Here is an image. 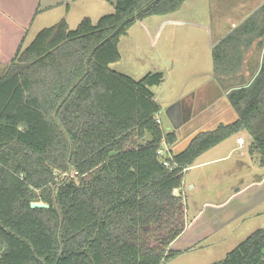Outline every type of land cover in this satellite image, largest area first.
Listing matches in <instances>:
<instances>
[{"label":"trees","instance_id":"16d2710c","mask_svg":"<svg viewBox=\"0 0 264 264\" xmlns=\"http://www.w3.org/2000/svg\"><path fill=\"white\" fill-rule=\"evenodd\" d=\"M185 1L116 0L113 13L75 30L61 20L20 45L0 72V264H162L185 229L173 194L185 169L241 131L264 165V54L253 79L227 93L237 118L195 134L174 168L156 154L163 139L178 141L155 121L151 87L163 73L135 80L110 67L136 22ZM256 39L264 51V4L213 47L215 76L239 72ZM212 264H264V228Z\"/></svg>","mask_w":264,"mask_h":264},{"label":"rangeland","instance_id":"374dc122","mask_svg":"<svg viewBox=\"0 0 264 264\" xmlns=\"http://www.w3.org/2000/svg\"><path fill=\"white\" fill-rule=\"evenodd\" d=\"M263 4L264 0H186L176 12L136 22L121 37V59L110 67L135 80L149 72L163 73L162 82L151 90L161 108L157 115L161 127L178 135L177 151L186 148L199 131L237 118L227 93L257 74L263 47L256 39L244 50L239 72L220 74L219 79L212 49ZM98 12L110 14L114 10ZM97 17L91 21L96 23L102 16ZM78 25L70 21L69 29ZM34 38L29 35L20 45L25 48ZM8 41L0 44V72L11 64L20 47L14 51ZM174 105L185 112L183 119L174 112L170 116ZM240 136L244 138L242 146L236 140ZM149 139L146 135L140 143ZM251 142L246 131L234 134L184 171L179 193L185 208V229L168 247L177 254L162 264H212L264 228V165L258 152L250 151ZM71 174L75 172L61 177Z\"/></svg>","mask_w":264,"mask_h":264},{"label":"crops","instance_id":"0c3cea01","mask_svg":"<svg viewBox=\"0 0 264 264\" xmlns=\"http://www.w3.org/2000/svg\"><path fill=\"white\" fill-rule=\"evenodd\" d=\"M115 3L116 0H0V44L8 39L13 43L14 51H17L20 42H24L29 35L35 37L42 29L54 26L61 20H65L70 27V21L77 25L84 18L93 20L99 15L98 19L105 15L98 14V11L114 10ZM182 110L179 105H174L169 114L177 113L183 119L185 112ZM174 125L179 128L175 122Z\"/></svg>","mask_w":264,"mask_h":264},{"label":"built area","instance_id":"2783aa9c","mask_svg":"<svg viewBox=\"0 0 264 264\" xmlns=\"http://www.w3.org/2000/svg\"><path fill=\"white\" fill-rule=\"evenodd\" d=\"M155 121L159 124H161V120L158 116L155 117ZM168 131H171L170 129ZM237 143L239 144V146H242L244 144V138L243 137H238L237 139ZM156 154L159 158V160L161 161V163L168 168H174V167H178V163L175 160V153L173 151V145L170 144L166 139H163L158 147H157V151ZM186 170V169H185ZM181 188H177L174 189L173 194L175 196H181L179 191Z\"/></svg>","mask_w":264,"mask_h":264},{"label":"water","instance_id":"95a60500","mask_svg":"<svg viewBox=\"0 0 264 264\" xmlns=\"http://www.w3.org/2000/svg\"><path fill=\"white\" fill-rule=\"evenodd\" d=\"M228 101V100H227ZM229 103V102H228ZM230 105V104H229ZM231 107V106H230ZM232 108V107H231ZM233 109V108H232ZM175 126V125H174ZM176 127V126H175ZM193 138V137H192ZM191 138V139H192ZM190 139V140H191ZM190 142V141H189ZM189 144V143H188ZM187 144V145H188ZM175 147H176V144H174V147H173V151H174V153L175 154H177V153H179L180 151H177L176 149H175ZM184 150V149H183ZM182 151V150H181ZM30 206H31V208H45V209H48V208H50V205L48 204V203H45V202H43V201H33V202H31L30 203Z\"/></svg>","mask_w":264,"mask_h":264},{"label":"flooded vegetation","instance_id":"af4514ba","mask_svg":"<svg viewBox=\"0 0 264 264\" xmlns=\"http://www.w3.org/2000/svg\"><path fill=\"white\" fill-rule=\"evenodd\" d=\"M183 111V110H182Z\"/></svg>","mask_w":264,"mask_h":264}]
</instances>
